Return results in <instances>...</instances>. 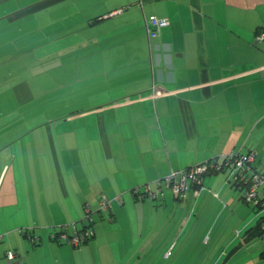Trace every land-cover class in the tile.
<instances>
[{"label":"crops","instance_id":"1","mask_svg":"<svg viewBox=\"0 0 264 264\" xmlns=\"http://www.w3.org/2000/svg\"><path fill=\"white\" fill-rule=\"evenodd\" d=\"M10 1L0 0V264H122L125 239L108 236L130 226L163 241V222L191 202L131 189L230 154L264 165V0ZM151 15L169 22L155 38ZM228 183L204 179L238 208ZM204 192L198 203L213 200ZM86 229L80 246L51 238Z\"/></svg>","mask_w":264,"mask_h":264},{"label":"rangeland","instance_id":"2","mask_svg":"<svg viewBox=\"0 0 264 264\" xmlns=\"http://www.w3.org/2000/svg\"><path fill=\"white\" fill-rule=\"evenodd\" d=\"M7 3L9 4L6 7L16 9L23 0H11ZM33 47L31 46V49ZM79 66L81 72L86 70L82 62ZM205 186L207 188L204 193L214 197L213 200L197 204L196 197H193L191 209L189 206L186 211L185 206V211L179 218L163 222L168 229H172L166 233L163 241V234L157 239L155 235L149 238L148 231L142 230L139 233L137 229L132 231L130 226H126L118 235L108 236V241L111 243L115 237L125 239L126 250L122 252V264H264V259L259 254L264 250V238L258 236L248 243L242 242L246 230L257 223V219L253 216L252 205L242 201V205L234 208L229 198H225L221 192V185L205 184ZM110 205L101 210L108 212L111 209ZM221 208L225 210L224 217L228 220L222 219V222H216ZM242 209L247 210L248 218L245 219ZM86 216L91 218V212ZM86 230L94 235L92 230ZM135 236H138V239ZM134 242L135 244L138 242V245L133 251L131 249L134 247ZM166 249L167 252H164Z\"/></svg>","mask_w":264,"mask_h":264},{"label":"trees","instance_id":"3","mask_svg":"<svg viewBox=\"0 0 264 264\" xmlns=\"http://www.w3.org/2000/svg\"><path fill=\"white\" fill-rule=\"evenodd\" d=\"M167 26L159 29L157 31V36H158L160 30L165 29ZM262 33H264V32H261V30L258 31L256 34V37ZM255 42H256V38H255ZM233 155H226V156H223L222 158H213V159L211 158L208 161H204L203 163L195 165V166H199V165H203V164H205V165L219 164L221 166V170L219 169L220 171L214 170L213 168L209 167L208 171L200 176L199 182H195L192 178H190L188 176L191 168H193L195 166H192V167H189L187 169H184L183 171L177 172L175 182L180 183L182 181V177L179 173L185 172L184 175H185V183H186L184 186V190L179 191V195H175V193L172 191L171 187L167 186V184H168L167 179H163V178H161V180L157 184H150V183L144 184V186L135 187V188H133V190L136 188H139L140 191L137 194L143 195V199L146 198L147 200L164 199L165 192L169 191L170 193L174 194V196L177 198V201H179L182 204V206H186L190 200L191 201L190 202V209H191L193 206V202H194V200L192 198L196 197L195 203L196 202L198 203V196L200 195V192L206 189L205 184H204L205 177L210 176V175H217V174L225 173V175L227 174L228 181H229V183L227 185L228 186L230 185L232 188L239 189V192L241 194V198L248 205H252L253 216L257 219L256 225L254 227H250L246 230V235L244 236V239L242 242L243 243L250 242L258 236H262L264 238V185H262L258 188L257 197H256L255 202L247 201L246 193H247L248 188H249V182L248 181L245 182V180H240V175L237 172L236 173L234 172V178L232 176H230L231 171L235 167V161H234ZM253 166H254V168H257L255 164H253ZM162 183H164V184H162ZM154 186H156L157 190L154 189ZM144 189H145V192H144ZM133 190L131 189V191H133ZM195 192L197 194L198 193L199 194L195 195L194 194ZM151 193H156V196L153 197ZM192 193L194 194V196ZM191 195H192V198H191ZM136 196H139V195H136ZM251 217H252V214H251ZM25 231L26 230H23V229L20 230L21 233H23ZM61 232H65V231L62 230ZM60 233L53 234V235H56V237L53 239L56 240L57 242H60L63 244H68V242H66L64 240H60V238H59ZM69 237H71V236H69ZM51 238H52V235H51ZM1 240H2V237H1ZM68 245H70V244H68ZM8 253H13V252H8ZM8 253L6 255L7 260H8ZM260 256L264 259V250L260 253ZM14 257H15V255H14Z\"/></svg>","mask_w":264,"mask_h":264},{"label":"built area","instance_id":"4","mask_svg":"<svg viewBox=\"0 0 264 264\" xmlns=\"http://www.w3.org/2000/svg\"><path fill=\"white\" fill-rule=\"evenodd\" d=\"M122 10L119 11L121 13ZM169 22L164 19L160 18L155 15H151L147 21V30L148 34L151 38H154L157 36V31L165 26H167ZM264 40V33L259 34L256 37V42H260ZM233 155V154H230ZM234 161H235V167L231 171L230 176L234 178V172L238 173L240 175V180H245V182H249V188L246 193V199L249 202H255L257 197V191L258 188L262 185H264V165L261 167L254 168L253 164L255 163L256 155L254 153L249 154H234ZM209 167L213 168L214 170H221V166L219 164H210V165H199L191 168L189 177L192 178L195 182H199V178L202 174L206 173L209 169ZM219 170V171H220ZM185 172H180L179 174L182 177V181L180 183L175 182V178L177 176V172L171 173V175L167 178V186H170L172 191L175 193V195H179V191L184 190L185 186ZM133 190V189H132ZM139 188L134 189L133 191L130 190V193L134 196L141 194L139 193ZM145 192V189H144ZM153 197L156 196V193H151ZM143 196V195H142ZM108 205H110V200L106 197H102L100 200V208L104 209ZM89 207L86 208V212L90 214ZM93 233L90 231H85L82 233H74L73 236L69 237L65 232L60 233V240H64L68 242L71 246H80L82 245L86 239L89 237H92ZM56 235H52V238H55ZM1 240V236H0ZM14 258L13 253H8V261L10 262Z\"/></svg>","mask_w":264,"mask_h":264}]
</instances>
